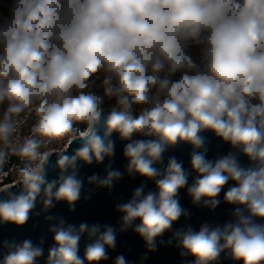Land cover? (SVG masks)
<instances>
[{
  "label": "clouds",
  "instance_id": "clouds-1",
  "mask_svg": "<svg viewBox=\"0 0 264 264\" xmlns=\"http://www.w3.org/2000/svg\"><path fill=\"white\" fill-rule=\"evenodd\" d=\"M161 248L264 264V0H0V264Z\"/></svg>",
  "mask_w": 264,
  "mask_h": 264
},
{
  "label": "water",
  "instance_id": "water-1",
  "mask_svg": "<svg viewBox=\"0 0 264 264\" xmlns=\"http://www.w3.org/2000/svg\"><path fill=\"white\" fill-rule=\"evenodd\" d=\"M119 158V152H118ZM138 183V181H137ZM130 184L127 180H125L117 189L118 192L127 193ZM182 203L185 206H190L188 198L185 196L182 200ZM58 211H63L62 209H58ZM224 209L221 207L217 209L216 215L220 218H223ZM193 220H204L211 219L212 214L209 213L206 209H196L193 208ZM76 219H86V220H102V221H114L115 216L112 211L111 198L108 196L106 192H100L94 198V201L89 204H81L78 207V212L76 214ZM31 223L28 228L24 230V234H32L31 233ZM126 241L128 247L132 249V256H135L138 252L143 250L142 243L133 235L128 234L121 238ZM124 249H121L123 251ZM148 264H178V256L175 250L171 248H161V250L153 254L151 256Z\"/></svg>",
  "mask_w": 264,
  "mask_h": 264
}]
</instances>
